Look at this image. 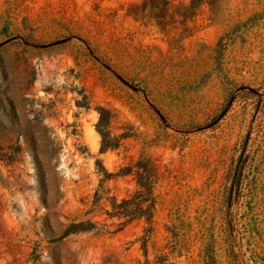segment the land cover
Instances as JSON below:
<instances>
[{
	"label": "rangeland",
	"instance_id": "374dc122",
	"mask_svg": "<svg viewBox=\"0 0 264 264\" xmlns=\"http://www.w3.org/2000/svg\"><path fill=\"white\" fill-rule=\"evenodd\" d=\"M0 264H264V0H0Z\"/></svg>",
	"mask_w": 264,
	"mask_h": 264
},
{
	"label": "bare ground",
	"instance_id": "6f19581e",
	"mask_svg": "<svg viewBox=\"0 0 264 264\" xmlns=\"http://www.w3.org/2000/svg\"><path fill=\"white\" fill-rule=\"evenodd\" d=\"M85 130L87 140L95 148L98 145L99 135L89 125L85 126ZM106 160L108 161V157H106Z\"/></svg>",
	"mask_w": 264,
	"mask_h": 264
}]
</instances>
